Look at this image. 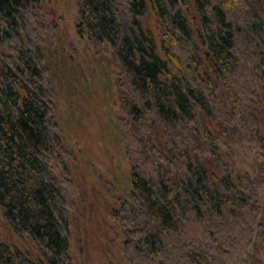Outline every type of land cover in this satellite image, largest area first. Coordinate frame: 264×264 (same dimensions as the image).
Returning a JSON list of instances; mask_svg holds the SVG:
<instances>
[{
  "label": "trees",
  "instance_id": "trees-1",
  "mask_svg": "<svg viewBox=\"0 0 264 264\" xmlns=\"http://www.w3.org/2000/svg\"><path fill=\"white\" fill-rule=\"evenodd\" d=\"M74 2L78 40L115 63L128 264H264V0ZM60 21L50 1L0 0V220L29 244L0 241V264H73Z\"/></svg>",
  "mask_w": 264,
  "mask_h": 264
},
{
  "label": "rangeland",
  "instance_id": "rangeland-1",
  "mask_svg": "<svg viewBox=\"0 0 264 264\" xmlns=\"http://www.w3.org/2000/svg\"><path fill=\"white\" fill-rule=\"evenodd\" d=\"M47 1L55 4L61 17L59 42L49 54L61 93L62 134L72 147L67 165L77 185L76 208L71 214L73 264H128L123 236L111 215L117 195L128 183L112 114L114 59L107 51L93 55L78 40L74 0ZM242 153V159L249 161V155ZM0 241L29 247L1 220ZM256 243L255 257L264 262V242L258 239Z\"/></svg>",
  "mask_w": 264,
  "mask_h": 264
}]
</instances>
